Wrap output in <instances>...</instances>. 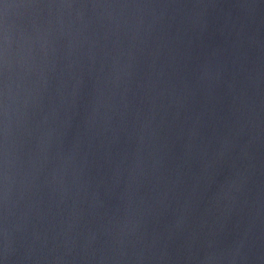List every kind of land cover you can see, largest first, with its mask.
<instances>
[{
    "label": "clouds",
    "instance_id": "clouds-1",
    "mask_svg": "<svg viewBox=\"0 0 264 264\" xmlns=\"http://www.w3.org/2000/svg\"><path fill=\"white\" fill-rule=\"evenodd\" d=\"M0 264H264V0H0Z\"/></svg>",
    "mask_w": 264,
    "mask_h": 264
}]
</instances>
